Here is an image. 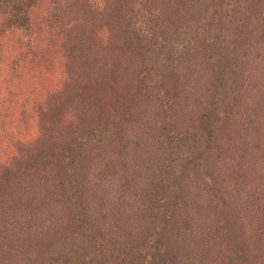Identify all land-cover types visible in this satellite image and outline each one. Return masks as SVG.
<instances>
[{
    "label": "trees",
    "instance_id": "16d2710c",
    "mask_svg": "<svg viewBox=\"0 0 264 264\" xmlns=\"http://www.w3.org/2000/svg\"><path fill=\"white\" fill-rule=\"evenodd\" d=\"M0 264H264V0H0Z\"/></svg>",
    "mask_w": 264,
    "mask_h": 264
}]
</instances>
